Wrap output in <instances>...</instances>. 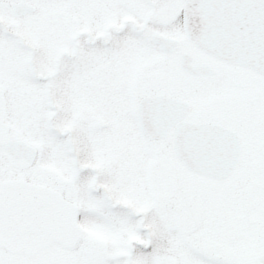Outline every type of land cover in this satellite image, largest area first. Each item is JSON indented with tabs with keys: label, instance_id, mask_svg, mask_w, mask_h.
Instances as JSON below:
<instances>
[{
	"label": "snow or ice",
	"instance_id": "obj_1",
	"mask_svg": "<svg viewBox=\"0 0 264 264\" xmlns=\"http://www.w3.org/2000/svg\"><path fill=\"white\" fill-rule=\"evenodd\" d=\"M0 264H264V0H0Z\"/></svg>",
	"mask_w": 264,
	"mask_h": 264
}]
</instances>
